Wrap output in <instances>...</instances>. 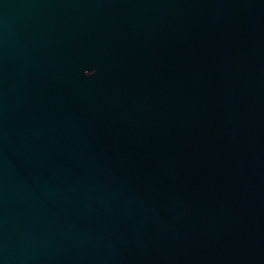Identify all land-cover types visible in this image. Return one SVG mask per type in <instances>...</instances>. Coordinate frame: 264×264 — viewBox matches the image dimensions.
<instances>
[{
  "label": "water",
  "instance_id": "water-1",
  "mask_svg": "<svg viewBox=\"0 0 264 264\" xmlns=\"http://www.w3.org/2000/svg\"><path fill=\"white\" fill-rule=\"evenodd\" d=\"M0 264H264V0H0Z\"/></svg>",
  "mask_w": 264,
  "mask_h": 264
}]
</instances>
